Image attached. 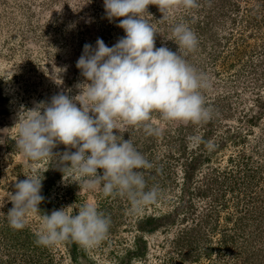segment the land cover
I'll list each match as a JSON object with an SVG mask.
<instances>
[{
    "label": "rangeland",
    "instance_id": "374dc122",
    "mask_svg": "<svg viewBox=\"0 0 264 264\" xmlns=\"http://www.w3.org/2000/svg\"><path fill=\"white\" fill-rule=\"evenodd\" d=\"M197 5L163 16L150 4L144 14L159 32L156 47L177 51L166 39L175 23L196 33L198 47L187 59L209 77L203 94L213 110L203 125L165 122L153 113L148 123L160 135H145L142 127L123 134L152 163L143 172L147 189H159L158 199L132 214L126 199L79 187L59 159L65 151L59 144L57 155L34 163L47 169L39 208L50 213L94 202L111 219L108 236L91 249L73 242L39 246L37 222L11 229L6 214L12 204L6 202L0 264H264V0ZM120 19L105 17L103 0H0V193L14 192L26 178L15 145L18 113L59 92L76 95L83 46L97 38L114 45L125 35ZM194 135L212 141V150L193 148ZM197 154L208 159L190 169ZM152 217L162 220L141 230L142 220Z\"/></svg>",
    "mask_w": 264,
    "mask_h": 264
},
{
    "label": "clouds",
    "instance_id": "9594fccd",
    "mask_svg": "<svg viewBox=\"0 0 264 264\" xmlns=\"http://www.w3.org/2000/svg\"><path fill=\"white\" fill-rule=\"evenodd\" d=\"M150 4L163 16L178 7L198 6L197 0H103L105 17L110 22L123 18L117 26L125 35L112 46L100 38L94 46H83L76 61L83 80L76 85V95L59 92L18 113L15 145L26 178L14 184V192L0 193V209L11 202L6 219L13 230L35 220L39 246L73 242L95 248L106 240L111 226L110 217L94 202L50 213L39 208L47 169L34 163L57 155L53 152L57 145L65 146L59 159L71 167L79 187L124 198L135 214L154 203L160 192L156 186L147 189L143 170L153 165L123 134L130 127H142L145 135H160L161 129L148 123L153 113L165 122L193 125L206 124L213 117L203 94L210 87L209 77L187 59L198 47L196 33L183 22L175 23L166 39L178 46L177 51L156 47L159 32L144 15ZM190 141L193 148L214 147L200 135Z\"/></svg>",
    "mask_w": 264,
    "mask_h": 264
},
{
    "label": "trees",
    "instance_id": "16d2710c",
    "mask_svg": "<svg viewBox=\"0 0 264 264\" xmlns=\"http://www.w3.org/2000/svg\"><path fill=\"white\" fill-rule=\"evenodd\" d=\"M208 17V16H207ZM261 108L263 109L264 108V104L261 106ZM263 111H261L260 113H262ZM250 121H252V120H250ZM201 158H205V159H208V157H206V156H204L203 154H197L193 159H191V162L189 163V165L191 166L190 167V169H193V167H195L194 165H195V163H197V162H199L200 160H201ZM160 220H162V219H160V218H145L144 220H142V222L140 223V229L141 230H143V229H146L145 228V225H152V223L154 222V221H160ZM152 229H154V227L153 228H149V230H152ZM73 252V251H72Z\"/></svg>",
    "mask_w": 264,
    "mask_h": 264
}]
</instances>
